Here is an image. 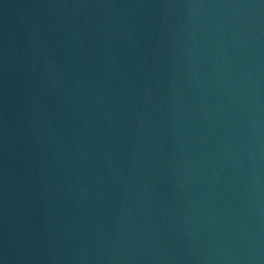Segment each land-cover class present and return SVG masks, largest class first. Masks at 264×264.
I'll list each match as a JSON object with an SVG mask.
<instances>
[{
  "label": "water",
  "instance_id": "obj_1",
  "mask_svg": "<svg viewBox=\"0 0 264 264\" xmlns=\"http://www.w3.org/2000/svg\"><path fill=\"white\" fill-rule=\"evenodd\" d=\"M0 264H264V0H0Z\"/></svg>",
  "mask_w": 264,
  "mask_h": 264
}]
</instances>
